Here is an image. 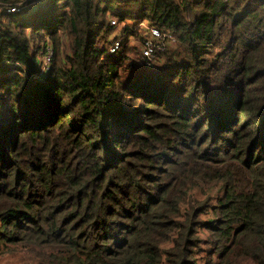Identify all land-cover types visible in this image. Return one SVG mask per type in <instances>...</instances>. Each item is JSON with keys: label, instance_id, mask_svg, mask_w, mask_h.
<instances>
[{"label": "trees", "instance_id": "16d2710c", "mask_svg": "<svg viewBox=\"0 0 264 264\" xmlns=\"http://www.w3.org/2000/svg\"><path fill=\"white\" fill-rule=\"evenodd\" d=\"M23 11L0 13V257L264 264V0ZM145 22L176 40L147 65Z\"/></svg>", "mask_w": 264, "mask_h": 264}, {"label": "built area", "instance_id": "2783aa9c", "mask_svg": "<svg viewBox=\"0 0 264 264\" xmlns=\"http://www.w3.org/2000/svg\"><path fill=\"white\" fill-rule=\"evenodd\" d=\"M43 0H35L26 5L20 6H2L0 4V13L4 12L5 14H15L23 11L24 9L30 7L33 4H36ZM126 23V24H125ZM110 26L121 27L119 32H114L111 37V43L107 45V54L115 53L122 41V32L124 29L128 28L129 25L126 21L118 22L115 19L110 20ZM141 30V57L142 61L145 65L149 63H153L158 57V53H160L164 46L168 45L170 42L163 37H167L162 30L158 29L155 26H149L146 22L141 23L139 26ZM40 55H42V59L39 63V72L45 73L50 70L51 60L53 56V50L51 45L47 42L44 47H41Z\"/></svg>", "mask_w": 264, "mask_h": 264}, {"label": "rangeland", "instance_id": "374dc122", "mask_svg": "<svg viewBox=\"0 0 264 264\" xmlns=\"http://www.w3.org/2000/svg\"><path fill=\"white\" fill-rule=\"evenodd\" d=\"M31 9H33V7H31ZM23 12L26 15L29 13V11H23ZM111 20H112V18H111ZM126 22L129 25H131V26L133 24L130 20H128ZM112 28H113V31H112V34H113L114 32H119V30H120L121 27L120 26L119 27L112 26ZM163 33H165L167 35V37H163V38L166 39V40H168L170 43L167 46H164V49L160 53L164 52L167 47H168V49H173V48L176 47V40H175L174 36H172L171 34H169V32H167V31H163ZM131 44H132V46L141 47L140 43L136 42V40L134 38L131 39ZM41 59H42V55H39V57H38L39 62L41 61ZM197 195H199V194H197ZM199 197L202 198L201 196H199ZM21 261H22V257H21L20 254H18V255L17 254L16 255H4V256H1L0 257V264H19V262H21Z\"/></svg>", "mask_w": 264, "mask_h": 264}]
</instances>
